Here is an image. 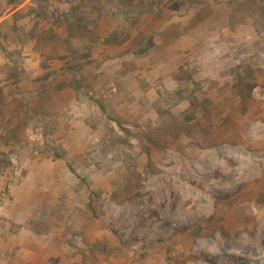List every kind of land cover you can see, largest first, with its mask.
<instances>
[{
    "label": "rangeland",
    "instance_id": "374dc122",
    "mask_svg": "<svg viewBox=\"0 0 264 264\" xmlns=\"http://www.w3.org/2000/svg\"><path fill=\"white\" fill-rule=\"evenodd\" d=\"M231 1L197 0L200 4L190 7L189 0L179 4L161 0L160 19L137 25L139 31L153 35L154 48L139 57L124 54L128 42L97 48L79 98L64 92L49 107L54 128L51 121L37 118L26 129L22 146H0L10 162L0 170V264H88L84 256L94 258L95 264H264V52L256 51L260 39L251 28L255 17L236 18V23L226 19L234 9L228 6ZM72 2L36 3L42 20L27 18V29H51L61 35L71 22ZM258 4L264 6V0ZM202 5L210 14L205 19ZM31 6L26 0L18 9ZM101 7L102 15L86 12L80 18L91 26L96 16H103L106 9ZM199 13L203 20L190 28L187 20ZM172 25L175 28L167 30ZM261 38L264 41V30ZM248 56L257 62L250 66L253 76L235 88L229 70ZM22 59V90L33 92V80L43 72L31 45L23 47ZM50 66L55 70L61 63ZM180 68L195 71L200 82L196 98L209 101L208 122L201 121L209 126V135L181 137L174 146L152 151L154 173L146 168L143 155L138 160L143 176L139 197L112 203L109 184L114 173L81 167L84 150L97 142L101 131L92 132L84 123L99 113L94 100L117 91L110 112L125 121L126 128L147 120L153 123L154 90H174ZM186 108L182 103L173 112L179 115ZM1 124L2 119L0 135H4ZM53 145L62 147L76 172L88 176L91 186L102 192L99 220L82 236H64L62 224L51 221L46 235H36L42 224L35 222L41 205H54L63 192L77 208L86 201L65 163L46 159V146ZM105 242L111 248L109 258L99 247L94 255L88 252Z\"/></svg>",
    "mask_w": 264,
    "mask_h": 264
},
{
    "label": "trees",
    "instance_id": "16d2710c",
    "mask_svg": "<svg viewBox=\"0 0 264 264\" xmlns=\"http://www.w3.org/2000/svg\"><path fill=\"white\" fill-rule=\"evenodd\" d=\"M0 1L4 3L0 6V58L4 61L0 63V119L1 127L4 126L6 130L4 135H0V146L6 148L22 146L25 143L26 129L37 118L51 121V127L54 128L49 107L64 92H70L74 98H79L78 92L86 88L84 80L86 69L93 64L94 50L128 42L124 54L139 57L154 48L153 35L148 36L139 31L137 25L141 21L160 19L164 7L161 0H93L103 4H98L97 7L89 0H73L68 9L71 22L65 25L60 35L45 28L28 30L24 23L27 18H30L27 21L42 20L36 3L47 4L49 0H30L32 6L26 10L18 9L26 0ZM169 1L179 4L186 0ZM189 1L190 7L194 3L200 4L195 2L197 0ZM229 5L234 8L226 18L229 22L236 23L235 19L241 17H255L251 28L260 39V43L255 45L256 51L264 52V41L261 38V31L264 30V6L259 5L258 0H233L228 3ZM101 6L105 7V12L103 11V16H96L89 24L91 26L80 18V15L86 12L90 14L99 12L102 10ZM204 6H200L199 9L205 10V13L203 11L205 19L210 14ZM9 8L12 9L8 11ZM200 14L193 15L187 20L190 28L203 20L199 18ZM244 23L245 20H242V24ZM174 28L172 25L167 30ZM26 45L32 46L38 57L39 69L43 72L42 76L33 80L36 85L33 92L23 91L21 86V81L25 78L22 49ZM251 61L250 56L241 58L238 64L229 70L235 77V88L252 78L250 66L251 63L257 62ZM55 62L61 63V66L52 70L50 65ZM178 75L180 79L174 90L164 87L154 90L155 99L150 104L156 115L153 123L147 120L142 125L133 124L126 128L124 126L126 122H122L117 114L110 112V107L115 105L113 100L119 95L117 91L114 92L117 94L104 92L94 100V106L99 113L86 118L84 123L92 132L100 131L98 129L101 131L97 142L84 150L81 167L107 168V171L114 173L115 177L109 184L112 203L120 204L121 201L123 203L139 197L140 181L143 176L139 172L138 160L143 155L146 156V168L154 173L150 161L152 151H163L170 147V144L174 146L175 141L181 137L209 135V126L201 125V121L203 124L208 122L209 101L196 98L195 94L200 91V82L194 78L195 71L180 68ZM6 88H9L7 92ZM182 103H186L187 108L179 115H175L173 110ZM46 148V159L53 163L60 161L65 163L76 181L75 189L86 195V201L82 208H77L65 200L63 192L57 196L54 205H41L35 222L42 224H39L36 235H46L47 226L51 221V225L55 222L62 224L64 236H82L99 220L98 200L102 192L91 186L88 176L76 172L74 161L67 157V152L62 147L53 145ZM134 150L139 152L135 153ZM49 151L51 156L48 154ZM0 159V170L10 167L6 154L0 152ZM116 164H119V167L112 169L111 166ZM93 246L88 251L91 255H94L95 249L99 247L106 255V259L110 257L111 248L107 247L106 242ZM84 259L88 264H95L94 258L89 260L84 256Z\"/></svg>",
    "mask_w": 264,
    "mask_h": 264
}]
</instances>
